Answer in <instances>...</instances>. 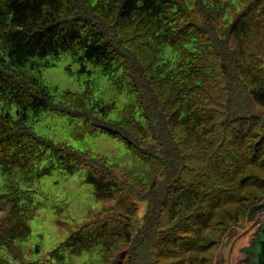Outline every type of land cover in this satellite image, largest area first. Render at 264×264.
Listing matches in <instances>:
<instances>
[{"label":"trees","instance_id":"obj_1","mask_svg":"<svg viewBox=\"0 0 264 264\" xmlns=\"http://www.w3.org/2000/svg\"><path fill=\"white\" fill-rule=\"evenodd\" d=\"M63 53L131 100L111 117L86 85L55 103L24 68ZM47 110L79 121L76 139L119 140L142 170L36 134L29 113ZM56 169L112 200L54 248L58 263L95 250L88 264H206L264 199V0H0V260L38 263L17 245L21 187Z\"/></svg>","mask_w":264,"mask_h":264},{"label":"rangeland","instance_id":"obj_2","mask_svg":"<svg viewBox=\"0 0 264 264\" xmlns=\"http://www.w3.org/2000/svg\"><path fill=\"white\" fill-rule=\"evenodd\" d=\"M45 60L53 62V65L40 69L36 67L24 69L39 76L41 82L48 87L55 103L61 99L60 94L63 91L80 93L84 91L86 85L91 89L93 99L115 102L116 108L111 111V117H115L117 110L131 100L125 93L114 92L110 77L102 74L99 66L86 64L85 70L80 71V65L73 62L68 53H63L54 60L48 56L41 61ZM28 123L36 134L53 142H67L77 149L89 150L91 154L105 155L118 170L140 172L143 168L138 155L107 134L74 138L72 131L80 122L70 120L67 114L54 110L43 111L37 116L29 113ZM22 186V205L26 207L27 224L30 227L28 236L17 243L25 255L24 258L30 262L37 261V264H88L92 261L96 257L95 250L79 255L66 253L58 263L56 257L62 252L54 251V248L72 229L85 223L93 212L108 205L112 200L99 201L94 198L91 187L85 181V172L66 174L56 169L51 175L44 176L31 185ZM2 203L4 202H0L1 205ZM142 208L143 204L140 205L139 214L142 213ZM4 215V211L0 209V219ZM249 224L245 218L240 227L230 228L223 236L221 244L210 252L206 264H236L241 257L238 248L247 243L250 231L244 235L241 233ZM208 233L212 234V231L207 230L204 235ZM5 257L3 261L0 260V264H19L18 261L6 255Z\"/></svg>","mask_w":264,"mask_h":264},{"label":"water","instance_id":"obj_3","mask_svg":"<svg viewBox=\"0 0 264 264\" xmlns=\"http://www.w3.org/2000/svg\"><path fill=\"white\" fill-rule=\"evenodd\" d=\"M246 221L250 224L241 234L250 231L249 239L238 248L241 257L236 264H264V199L248 209Z\"/></svg>","mask_w":264,"mask_h":264},{"label":"flooded vegetation","instance_id":"obj_4","mask_svg":"<svg viewBox=\"0 0 264 264\" xmlns=\"http://www.w3.org/2000/svg\"><path fill=\"white\" fill-rule=\"evenodd\" d=\"M236 240V239H235Z\"/></svg>","mask_w":264,"mask_h":264}]
</instances>
